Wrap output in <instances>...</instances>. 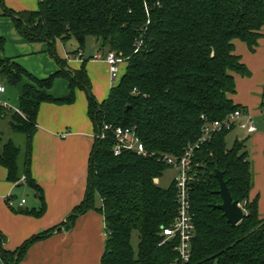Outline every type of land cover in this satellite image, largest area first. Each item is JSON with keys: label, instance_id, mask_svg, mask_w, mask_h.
<instances>
[{"label": "trees", "instance_id": "1", "mask_svg": "<svg viewBox=\"0 0 264 264\" xmlns=\"http://www.w3.org/2000/svg\"><path fill=\"white\" fill-rule=\"evenodd\" d=\"M1 16L11 17L27 40L49 42L60 65L49 77L38 78L12 58L0 56L3 80L12 86L24 77L31 81L24 85L18 110L0 106V118L7 119L9 130L26 137L22 148L12 139L5 141V131L0 130V164L8 169L10 181L17 183L25 176L45 208L43 191L31 170L39 108L45 101H72L79 86L88 94L94 134H100L105 124L135 127L148 150L147 155L128 150L115 155L108 132L104 139L95 136L85 198L66 222L71 227L90 209L102 212L107 238L101 264H264V219L258 200L249 198L252 163L243 140L228 146L232 130L214 134L192 158L188 190L195 231L189 262L180 258L178 239L163 234L177 213L176 182L167 188L156 182L170 167L159 154L183 155L208 122L239 108L246 110L229 96L236 92L234 73L250 75L235 53L234 40L256 49L263 36L264 0H39L36 10L27 11H14L0 0ZM89 37L99 51H113L126 63L102 102L92 92L86 68L68 70L55 50L57 40L70 38L79 43L76 52L84 50ZM4 44L0 36V45ZM57 77L67 78L71 89L60 99L49 94ZM216 169L224 172L233 199L246 211L236 225L216 207L222 201L216 192L220 188ZM54 230L32 236L14 251L6 249L7 236L0 232L4 264L18 263L34 242ZM134 233L139 237L137 250Z\"/></svg>", "mask_w": 264, "mask_h": 264}, {"label": "crops", "instance_id": "2", "mask_svg": "<svg viewBox=\"0 0 264 264\" xmlns=\"http://www.w3.org/2000/svg\"><path fill=\"white\" fill-rule=\"evenodd\" d=\"M5 3L14 11H27L36 10L39 0H5ZM262 34L254 51L246 42L234 40L235 53L241 57L250 75L234 73L236 92L229 95L235 104L253 114L257 130L248 132L236 127L228 134L227 141L231 135L233 142L240 139L246 144L253 170L249 198L250 201L258 200L259 216L264 219V117L260 113L264 90V27ZM0 36L5 38L4 46L0 45V56L12 58L29 73L47 78L60 70L57 59L51 53V44L27 40L17 31L11 17H0ZM59 44L62 53L59 52ZM78 48L75 38L67 41L59 39L55 44V50L66 60L68 70L86 68L92 92L102 102L119 81L115 83L111 78L105 60L107 51H99L93 40L85 47L84 57L81 58L76 52ZM98 53L101 57L93 58ZM125 69L124 62L120 77ZM30 82L24 77L19 84L12 86L0 76V85H5V91H0V106L18 110L24 85ZM70 91L69 80L57 77L49 94L60 99ZM74 94L72 101H45L39 108L37 129L32 138L31 170L43 191V210L42 200L35 189L26 180L10 181L8 169L0 164V232L7 236L6 249L14 251L32 236L55 229L51 235L34 242L16 264H101L107 238L102 212L90 209L76 217L71 227H67L66 222L73 209L85 198L89 159L95 143L88 94L79 86L75 87ZM3 126L9 130L7 119L0 118V130H4ZM26 196L29 198L26 199ZM23 199L25 203L21 206ZM96 204H101L100 198H97ZM21 207L27 211H20ZM0 264H4L1 257Z\"/></svg>", "mask_w": 264, "mask_h": 264}, {"label": "built area", "instance_id": "3", "mask_svg": "<svg viewBox=\"0 0 264 264\" xmlns=\"http://www.w3.org/2000/svg\"><path fill=\"white\" fill-rule=\"evenodd\" d=\"M77 55L81 58L84 57V51L82 49L77 51ZM101 55L95 54L93 58H100ZM105 60L107 61L110 74L113 82H117L120 79V68L125 62L124 59L118 56L115 52L110 51L106 54ZM0 91H5V85H0ZM260 113L264 117V104L260 107ZM203 118H206L202 116ZM236 127L245 129L248 132H254L257 130V126L253 121V114L248 109H236L228 114L223 119L214 120L208 122L203 130L202 134L194 145H190L181 156H175L171 154H159V160L164 161L171 167H176L178 173L175 177L177 193H178V209L171 226L163 229V234L167 239H178L179 243L177 249L180 258L183 262H189L192 255V241L194 237V224L193 216L190 211V198L188 190L189 173L192 168V158L195 153V149L198 148L205 141L211 139L214 134L233 130ZM114 138V153L120 155L122 152L128 150L136 152L137 154L147 155L148 150L139 136L135 127H123L113 126L111 124H105L103 131L95 136L102 139L108 135ZM150 155H155L151 153ZM22 180H26L25 176ZM25 203V199L22 200L20 205ZM12 204V201H10Z\"/></svg>", "mask_w": 264, "mask_h": 264}, {"label": "water", "instance_id": "4", "mask_svg": "<svg viewBox=\"0 0 264 264\" xmlns=\"http://www.w3.org/2000/svg\"><path fill=\"white\" fill-rule=\"evenodd\" d=\"M216 177L220 184V188L216 192L222 199L220 203L216 204V207L224 212L229 223L236 225L245 217L246 211L239 201L233 199L228 183L224 178V172L216 169Z\"/></svg>", "mask_w": 264, "mask_h": 264}, {"label": "rangeland", "instance_id": "5", "mask_svg": "<svg viewBox=\"0 0 264 264\" xmlns=\"http://www.w3.org/2000/svg\"><path fill=\"white\" fill-rule=\"evenodd\" d=\"M94 38L93 37H89L87 39V45L91 43V41H93ZM69 44H67L68 46ZM70 46V45H69ZM59 52L62 53V47L59 44ZM69 48V47H68ZM5 131V136H4V140L7 141L9 139L14 140V142L18 145H20L22 148L25 146V135L24 134H14L13 132L9 131L8 129L6 130V127H2ZM232 137L233 136H229L228 137V146H231L233 144L232 141ZM178 173V170L176 167H168L162 174V176H160L159 178L156 179V182L158 185H160L161 187L167 188L171 185V183L174 181L176 175ZM31 197V196H30ZM29 196H26V199H28ZM138 242H139V237H138V233H134L133 238H132V244L133 247L135 248V250L138 249Z\"/></svg>", "mask_w": 264, "mask_h": 264}]
</instances>
